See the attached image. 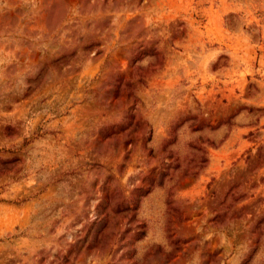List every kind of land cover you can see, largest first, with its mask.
Instances as JSON below:
<instances>
[{
  "label": "rangeland",
  "instance_id": "1",
  "mask_svg": "<svg viewBox=\"0 0 264 264\" xmlns=\"http://www.w3.org/2000/svg\"><path fill=\"white\" fill-rule=\"evenodd\" d=\"M0 264H264V0H0Z\"/></svg>",
  "mask_w": 264,
  "mask_h": 264
}]
</instances>
